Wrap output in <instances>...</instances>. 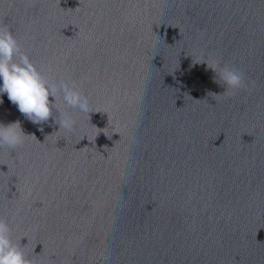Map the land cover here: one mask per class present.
<instances>
[{
  "label": "water",
  "instance_id": "1",
  "mask_svg": "<svg viewBox=\"0 0 264 264\" xmlns=\"http://www.w3.org/2000/svg\"><path fill=\"white\" fill-rule=\"evenodd\" d=\"M3 23L94 111L61 93L57 134L0 96L28 135L0 148V217L33 264H264V0H0ZM210 60L255 88L215 100Z\"/></svg>",
  "mask_w": 264,
  "mask_h": 264
},
{
  "label": "clouds",
  "instance_id": "2",
  "mask_svg": "<svg viewBox=\"0 0 264 264\" xmlns=\"http://www.w3.org/2000/svg\"><path fill=\"white\" fill-rule=\"evenodd\" d=\"M206 64L209 69L218 73V82L225 87L222 94L210 93L217 101L231 98L238 91H251L255 88V83H246L244 74L234 67L227 64L221 67L215 60ZM0 81V96L7 94L19 112L34 124L47 122L53 115V108L57 109L59 117L54 120L59 125V130L55 132L57 134L73 132L77 123L63 108L57 107L61 93L63 103L68 107L78 109L87 116L94 112L89 97L76 81L70 78L62 79L59 83L51 81L22 50L10 26L4 23L0 24ZM49 97H53L54 102ZM0 103L3 101L0 100ZM27 136L21 130L19 122L0 124V148L15 150L24 143ZM129 142L135 144L132 138ZM0 264H33L23 248L12 241L11 229L3 217H0Z\"/></svg>",
  "mask_w": 264,
  "mask_h": 264
}]
</instances>
